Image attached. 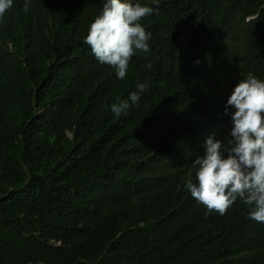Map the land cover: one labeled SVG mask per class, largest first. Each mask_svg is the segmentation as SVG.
Returning <instances> with one entry per match:
<instances>
[{"label":"trees","instance_id":"trees-1","mask_svg":"<svg viewBox=\"0 0 264 264\" xmlns=\"http://www.w3.org/2000/svg\"><path fill=\"white\" fill-rule=\"evenodd\" d=\"M102 1L13 0L0 17V264H264V226L241 203L209 212L184 187L192 164L159 146L242 76L264 80V0H131L159 6L123 80L84 42Z\"/></svg>","mask_w":264,"mask_h":264},{"label":"clouds","instance_id":"clouds-1","mask_svg":"<svg viewBox=\"0 0 264 264\" xmlns=\"http://www.w3.org/2000/svg\"><path fill=\"white\" fill-rule=\"evenodd\" d=\"M102 4V12L90 24L84 42L101 64L112 66L123 80L131 58L150 51L152 33L140 21L158 12V5L154 10L131 0H103ZM12 6L13 0H0V17ZM29 8L26 0L24 11ZM147 88L146 84H138L123 97L126 100L111 104V112L120 116L130 107L129 101L138 103ZM198 114L200 126L194 132L185 134L169 128L159 146L168 155H181L185 166L192 164L195 179L189 171L184 187L197 202L221 215L241 203L249 228L257 230L259 224L264 226V80L249 72L229 98L219 97L218 102L210 98L200 103ZM102 186V182L95 185L97 190ZM205 250L212 253L201 243L193 253ZM199 255H204L205 261L213 258L206 253Z\"/></svg>","mask_w":264,"mask_h":264},{"label":"bare ground","instance_id":"bare-ground-1","mask_svg":"<svg viewBox=\"0 0 264 264\" xmlns=\"http://www.w3.org/2000/svg\"><path fill=\"white\" fill-rule=\"evenodd\" d=\"M145 1H147V0H145ZM151 1V0H150ZM161 3V2H160ZM159 3V4H160ZM158 4V3H157ZM159 6V5H158ZM154 9H156V7L154 8ZM157 13V12H156ZM255 14V13H254ZM168 15V14H167ZM150 16V15H149ZM156 16V15H155ZM255 16V15H254ZM162 18V17H161ZM184 18V17H183ZM145 19V18H144ZM173 19V18H172ZM180 19V18H179ZM157 20V19H156ZM184 20V19H183ZM175 23V22H174ZM177 24H179V25H181L180 24V20L177 22ZM175 27V26H174ZM179 27V26H178ZM173 28V27H172ZM165 30V29H164ZM54 39V38H53ZM262 39V38H261ZM64 40V39H63ZM263 40H264V38H263ZM262 43V42H261ZM264 43V42H263ZM86 78V77H85ZM83 79V78H82ZM144 79H146V77L144 78ZM143 79V80H144ZM117 80V79H116ZM139 81V80H138ZM146 81H147V79H146ZM136 82H137V80H136ZM140 82V81H139ZM142 82V81H141ZM148 82V81H147ZM116 83V82H115ZM118 84V83H117ZM138 84V83H137ZM116 85V84H115ZM114 85V86H115ZM146 85H147V83H146ZM115 88V87H114ZM12 94V93H11ZM149 95V94H148ZM17 98V97H16ZM14 99V98H13ZM205 100V99H204ZM9 103V102H8ZM38 111H40V109L38 110ZM101 128V127H100ZM10 148V147H9ZM31 149V148H30ZM182 178V177H181ZM201 204V203H200Z\"/></svg>","mask_w":264,"mask_h":264}]
</instances>
